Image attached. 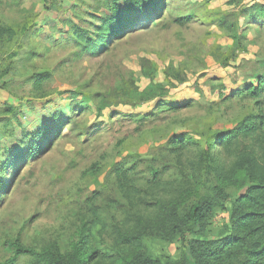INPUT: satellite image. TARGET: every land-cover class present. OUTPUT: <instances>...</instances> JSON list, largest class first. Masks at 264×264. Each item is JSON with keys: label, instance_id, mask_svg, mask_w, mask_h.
<instances>
[{"label": "rangeland", "instance_id": "1", "mask_svg": "<svg viewBox=\"0 0 264 264\" xmlns=\"http://www.w3.org/2000/svg\"><path fill=\"white\" fill-rule=\"evenodd\" d=\"M162 5L145 29L122 34L92 54L84 41L93 40L100 20L111 15L106 0H0V264L13 256L4 244L16 239L36 252L67 247L93 209L129 232L135 231L137 217L157 219L162 204L191 202L203 193L200 157L207 130L230 129L248 111L253 102L239 92L253 81L252 66L264 61V22H244L247 52L233 51L231 40L210 22L230 15L227 22L242 24L241 13L264 6V0L234 5L164 0ZM186 16H192L188 24L174 23ZM142 59L156 65L160 80L169 64L177 65L184 79L159 103L135 105L128 97L147 84ZM217 90L235 98L217 102ZM75 92L88 102L74 98ZM180 140L186 148L171 152ZM29 141L35 153L24 159ZM18 152L14 160L10 155ZM213 154L215 166L231 169L233 156L218 147ZM149 161L159 170L169 165L158 183L147 182ZM120 165L133 167L138 177L124 198L116 193ZM241 193L231 190L226 207ZM227 220L226 212L214 213L213 234ZM103 240L114 247L111 233ZM144 243L153 256H181L179 241L146 238ZM12 264L38 263L21 257Z\"/></svg>", "mask_w": 264, "mask_h": 264}, {"label": "trees", "instance_id": "2", "mask_svg": "<svg viewBox=\"0 0 264 264\" xmlns=\"http://www.w3.org/2000/svg\"><path fill=\"white\" fill-rule=\"evenodd\" d=\"M106 1L111 15L100 20L93 40L88 38L84 41L85 50L92 54L99 53L122 34L145 29L160 14L164 0ZM235 2L236 0H228L229 5H234ZM251 11L253 12L249 14L247 11L241 13L242 24H239L238 19L234 23L227 22L230 15L210 20L211 25L217 26L231 40V49L235 52L249 51L248 46H244V43L248 44L245 34L249 28L243 25L244 22H264L263 5H253ZM191 20L192 16H186L174 23L184 26ZM1 31L13 35L8 28H2ZM140 71L147 84L141 91L128 93L135 105L159 103L168 90L184 80L178 66L173 64L165 68L161 80L156 76V65L145 59L140 61ZM250 79L253 82L239 92L253 102L248 111L237 117L230 129L221 132L207 130L204 137L206 147L200 157L202 166L199 184L203 193L199 197L192 198L191 202L179 199L162 204L157 219L143 220L137 217L135 231L129 232L112 226L93 209L88 219L75 231L67 247L60 245L36 252L16 239L4 244L13 254L5 264H12L21 257H30L38 264H98L103 260L109 261V264H264V61H258L252 66ZM214 82L219 81L215 79ZM41 83L39 79L35 85L40 86ZM218 87L223 89L222 85ZM217 91V102L235 98L234 94L220 96L219 90ZM120 92L119 88L116 93ZM73 96H80L79 101L83 103L88 102L81 93L75 92ZM52 118L54 122L57 120V116ZM33 142H28L24 159L35 153L36 145ZM244 144H249V147L242 150ZM216 147L235 159L227 172L214 165L213 151ZM185 148V140L176 141L171 152L177 153ZM19 154L20 152L13 153L10 156L16 160ZM168 166L164 165L159 170V166L151 161L147 162V182L158 183ZM96 168L97 165H94L91 169ZM115 176L116 193L120 192L124 198V193L127 194L133 188L138 177L133 172V167L124 170L123 165L116 168ZM231 190L242 193L227 208ZM216 212H226L228 220L218 234H213L209 222ZM110 233L114 236V247H108L103 240ZM146 238L166 244L179 241L181 256L175 260L153 256L145 246Z\"/></svg>", "mask_w": 264, "mask_h": 264}, {"label": "crops", "instance_id": "3", "mask_svg": "<svg viewBox=\"0 0 264 264\" xmlns=\"http://www.w3.org/2000/svg\"><path fill=\"white\" fill-rule=\"evenodd\" d=\"M247 39V38H246ZM249 41V40H248ZM253 80V79H252ZM253 82V81H252Z\"/></svg>", "mask_w": 264, "mask_h": 264}]
</instances>
